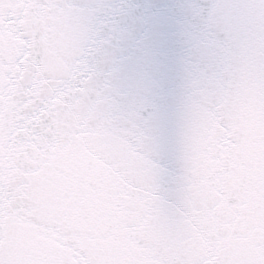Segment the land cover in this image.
Returning <instances> with one entry per match:
<instances>
[{"label":"snow or ice","instance_id":"6c2138e0","mask_svg":"<svg viewBox=\"0 0 264 264\" xmlns=\"http://www.w3.org/2000/svg\"><path fill=\"white\" fill-rule=\"evenodd\" d=\"M138 7L0 0V264H264V0Z\"/></svg>","mask_w":264,"mask_h":264}]
</instances>
